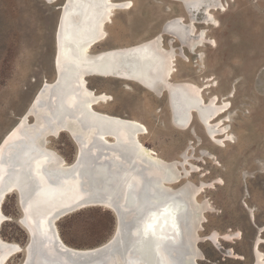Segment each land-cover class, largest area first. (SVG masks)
I'll return each instance as SVG.
<instances>
[{
  "label": "bare ground",
  "instance_id": "1",
  "mask_svg": "<svg viewBox=\"0 0 264 264\" xmlns=\"http://www.w3.org/2000/svg\"><path fill=\"white\" fill-rule=\"evenodd\" d=\"M168 1L180 3L189 19L170 18L148 38L98 49L108 40L107 27L112 17L129 10L132 0H67L59 8L52 40V79L41 81L27 107L0 139V229L9 219L3 204L9 195H14L19 225L26 236L33 235L36 223L30 218L32 211L43 214L37 223L42 231L32 238L29 248L28 238L21 246L0 236V264H6L19 252H23L19 264H199L203 257L198 246L201 235L195 231L201 230L208 205L198 195L209 183L199 180L191 186L189 177L198 167L182 170L177 160L166 159L147 146L142 140L147 127L136 118L106 110L111 96L89 84L92 78L136 83L153 95H165L176 128L187 129L196 116L216 144L232 140L228 98L233 88L222 100L217 93L205 98V89L215 86L209 82L212 78L197 83L172 77L176 56L173 40L189 52L205 45L209 39L206 28H196L195 15L206 10V25H215L212 0ZM164 36L172 39L168 48L163 44ZM78 43L80 54H88L87 64H81V58L70 52V44ZM65 64L74 65L75 70L66 74ZM183 101L191 107L182 110ZM61 134H67L75 147L73 161H67L46 144L48 137ZM86 173L90 175L86 177ZM114 192L119 195L118 203L119 198L133 193L140 200L138 213L146 211L143 217L131 213L135 221L132 224L123 204L117 207L109 199ZM89 207H102L112 213L110 236L92 247L66 244L57 222ZM50 214L56 216L57 237L54 231L44 230ZM188 225L197 242L192 251L184 250L178 241L180 228L187 234ZM131 230L134 239L129 248L126 239ZM238 234L211 232L203 238L220 235L232 241L239 238ZM259 244V239L253 243L251 264H264ZM225 252L236 257L230 248Z\"/></svg>",
  "mask_w": 264,
  "mask_h": 264
},
{
  "label": "rangeland",
  "instance_id": "2",
  "mask_svg": "<svg viewBox=\"0 0 264 264\" xmlns=\"http://www.w3.org/2000/svg\"><path fill=\"white\" fill-rule=\"evenodd\" d=\"M211 3L215 25H206V10L195 15L196 28H206L209 39L205 45L189 52L173 40L172 77L197 83L212 78L209 82L215 86L205 89V98L217 93L222 100L233 88L228 98L231 141L216 144L196 116L187 129L176 128L164 94L156 96L136 83L110 78H92L89 84L111 96L106 110L136 118L147 127L142 138L147 146L166 159L177 160L182 170L198 167L189 177L191 186L199 180L209 183L198 195L208 205L198 231L203 253L199 264H251L257 239L264 256V0ZM59 4L61 0H0V139L27 107L41 81L52 79V40ZM179 16L189 19L178 2L132 0L129 10L112 17L108 40L97 49L148 38L164 21ZM171 40L164 36L165 48ZM46 144L72 160L75 147L67 134L48 137ZM3 211L9 219L0 236L24 246L27 236L19 225L14 195L7 197ZM113 226L112 213L102 207L85 208L57 222L63 241L74 247L102 243ZM211 232H235L239 238H203ZM229 248L236 257L227 256ZM22 258L23 252H19L6 264H19Z\"/></svg>",
  "mask_w": 264,
  "mask_h": 264
},
{
  "label": "water",
  "instance_id": "3",
  "mask_svg": "<svg viewBox=\"0 0 264 264\" xmlns=\"http://www.w3.org/2000/svg\"><path fill=\"white\" fill-rule=\"evenodd\" d=\"M67 3V0H61V4H59V8H61V7H63L65 4ZM58 8V9H59ZM77 45H79V43L78 44H70V52L72 53V54H74L75 56L76 55H78L79 56V58H81V64L82 63H84L85 62V64H87L86 62L88 61V54L86 53V54H80V52L81 51H78V48H77ZM64 69H65V73L66 74H68V73H70V72H72L73 70H75V66L74 65H70V66H68L67 64H65V66H64ZM90 70L88 69V66H85V73H88ZM57 79V78H56ZM162 89H165V87H163L162 86ZM189 107H191V104L190 103H187V102H182L181 104H180V108L183 110V109H188ZM27 111H28V109L27 110H25V112H24V114H26L27 113ZM71 161H73V159L71 160ZM92 163V162H91ZM86 172H88V170L86 171ZM87 175V176H86ZM86 177H88L90 174H87L86 173ZM118 193L117 192H114L113 194H112V196L109 198L112 202L113 201H115L116 202V200H118ZM116 204H117V207H120L121 206V204H123V206H122V208H124V210H126V211H129L130 212V216H131V223L133 224L135 221H134V218H133V216L131 215V213H137L138 215H139V217H143V215L145 214V212L146 211H144V212H142V214H140V213H138V211L140 210V200H138L137 199V197H135L134 195H133V193H131V192H129V193H127L126 195H124L123 197H122V199H120L119 198V203H118V201L116 202ZM129 208V209H128ZM41 215H43L42 213H41V211H32V212H30V218H32V221H36V223L35 224H37L38 223V221H39V219H40V217H41ZM55 214H53V215H48V217L46 218V226H44V230L47 232H51L52 233V231H54V233L56 234V237H57V233H56V230H55V224H54V221H55ZM34 224V228H33V235L31 236V237H29V236H27V238L28 239H30V240H28L29 242H28V244H27V247L29 248L30 247V245H31V242H32V238L34 237V236H37L38 234H40V231H42V229L41 228H39L38 227V224L37 225H35ZM131 225V224H130ZM131 227V226H130ZM186 230H187V234H185V232H184V230L182 229V228H180V231H179V236H178V241H180L183 245H184V250H187V251H192V248H193V246H197V242H194L193 241V234H192V229H190V227H189V225H188V227L186 228ZM35 234V235H34ZM195 234L197 235L198 234V232L197 231H195ZM41 239V238H40ZM133 239H134V233L132 232V230L129 232L128 231V234H127V239H126V244L129 246V248H131V245H132V242H133ZM42 241V243H44V241H43V238L41 239ZM174 244L176 243V244H178V242H173ZM172 243V244H173ZM170 245V244H169ZM27 247H24V249L25 248H27ZM172 258V257H171ZM23 259V258H22ZM173 259V258H172ZM174 263L173 264H175V261H173ZM187 264H189L188 262H187Z\"/></svg>",
  "mask_w": 264,
  "mask_h": 264
}]
</instances>
